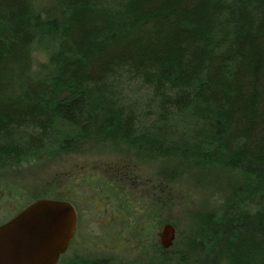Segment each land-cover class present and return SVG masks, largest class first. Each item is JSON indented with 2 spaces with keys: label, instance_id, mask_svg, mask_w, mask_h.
<instances>
[{
  "label": "trees",
  "instance_id": "1",
  "mask_svg": "<svg viewBox=\"0 0 264 264\" xmlns=\"http://www.w3.org/2000/svg\"><path fill=\"white\" fill-rule=\"evenodd\" d=\"M85 143L243 176L244 197L202 215L187 257L264 264V0H60L49 18L31 0H0V169ZM95 183L115 204L106 248L131 244V263L161 264L174 243L157 241L158 213L141 216L111 183ZM61 194L0 178V216L19 199L13 216L40 198L73 203ZM57 264L128 262L64 254Z\"/></svg>",
  "mask_w": 264,
  "mask_h": 264
},
{
  "label": "rangeland",
  "instance_id": "2",
  "mask_svg": "<svg viewBox=\"0 0 264 264\" xmlns=\"http://www.w3.org/2000/svg\"><path fill=\"white\" fill-rule=\"evenodd\" d=\"M31 2L46 18L54 16L60 8V0ZM36 60L45 62L46 56L38 54ZM0 178L8 179L26 191L38 194L58 191L69 197L80 222L65 258L110 256L128 264H133L131 261L136 256V249H132L131 244L117 243L115 250H109L102 243L103 233L104 236L110 233L104 232V225L116 215L115 204L95 183L98 179L111 183L119 196L133 202L141 216L149 215L147 210L150 215L151 212L158 213L162 219L155 225L158 242L162 226L166 223L174 226V246L165 257L159 258L161 264H192L191 255L187 257L191 250L185 244L190 242L202 215L216 210L235 195L244 197L247 187L243 176L227 169L192 170L172 160L150 158L124 145L109 143H85L72 153L0 169ZM26 201L17 200L6 215L0 216V222L10 219ZM157 219L154 217L155 223Z\"/></svg>",
  "mask_w": 264,
  "mask_h": 264
},
{
  "label": "water",
  "instance_id": "3",
  "mask_svg": "<svg viewBox=\"0 0 264 264\" xmlns=\"http://www.w3.org/2000/svg\"><path fill=\"white\" fill-rule=\"evenodd\" d=\"M77 213L66 200L40 198L0 224V264H57L77 228ZM175 228L159 233L163 249L173 245Z\"/></svg>",
  "mask_w": 264,
  "mask_h": 264
},
{
  "label": "flooded vegetation",
  "instance_id": "4",
  "mask_svg": "<svg viewBox=\"0 0 264 264\" xmlns=\"http://www.w3.org/2000/svg\"><path fill=\"white\" fill-rule=\"evenodd\" d=\"M75 232H76V231H75ZM74 235H75V234H74ZM71 241H72V240H71ZM70 243H71V242H70ZM69 246H70V244H69ZM69 246H68V247H69ZM67 250H68V249H67ZM66 252H67V251H66Z\"/></svg>",
  "mask_w": 264,
  "mask_h": 264
}]
</instances>
